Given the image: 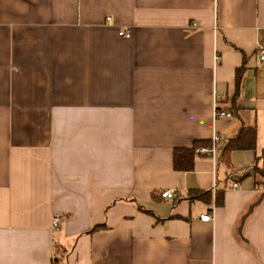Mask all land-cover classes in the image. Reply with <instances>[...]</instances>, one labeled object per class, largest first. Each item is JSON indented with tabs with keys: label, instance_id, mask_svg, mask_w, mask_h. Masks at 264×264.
I'll return each instance as SVG.
<instances>
[{
	"label": "crops",
	"instance_id": "crops-1",
	"mask_svg": "<svg viewBox=\"0 0 264 264\" xmlns=\"http://www.w3.org/2000/svg\"><path fill=\"white\" fill-rule=\"evenodd\" d=\"M259 47L264 0H0V264H264Z\"/></svg>",
	"mask_w": 264,
	"mask_h": 264
},
{
	"label": "trees",
	"instance_id": "trees-1",
	"mask_svg": "<svg viewBox=\"0 0 264 264\" xmlns=\"http://www.w3.org/2000/svg\"><path fill=\"white\" fill-rule=\"evenodd\" d=\"M245 69L241 67L236 70L235 73V93L236 97L239 95V91L244 79ZM216 111H221L218 108ZM256 128L252 126H240L236 133L227 141L220 151V162L228 166L230 156L235 151L242 150H255ZM211 141L208 142H195L189 149H175L173 154V168L176 171L188 172L193 169L194 158L199 155L196 153L197 149L210 148ZM209 157V156H208ZM260 164V166H259ZM254 178L255 187L261 190L262 195L260 200L264 199V150L255 159L254 166ZM205 194L190 193L189 199H195L204 196ZM52 264H58V261L53 260Z\"/></svg>",
	"mask_w": 264,
	"mask_h": 264
},
{
	"label": "built area",
	"instance_id": "built-area-1",
	"mask_svg": "<svg viewBox=\"0 0 264 264\" xmlns=\"http://www.w3.org/2000/svg\"><path fill=\"white\" fill-rule=\"evenodd\" d=\"M107 21H110L109 18H107ZM194 26V25H192ZM126 38H129V34H125L124 35ZM258 55H259V61H260V65L262 68H264V48L263 47H259L258 49ZM215 60L218 59V57L215 55ZM229 117L230 114L228 113H225L223 111H216L215 110V118H220V117ZM219 144H220V139L219 137L217 136H214L212 141H211V147L210 148H201V149H197L196 150V153L199 154V155H206V156H214L216 151L219 150ZM232 189L233 190H236L238 189V186L236 184H233L232 185ZM159 197L161 199H164V200H173L175 197H176V194H175V191L173 190H164V191H161L159 193ZM63 215L61 214H55L52 218V228L54 230H58L63 222ZM200 220L202 221H205V222H210L213 220V217L211 214H207V215H202L200 217Z\"/></svg>",
	"mask_w": 264,
	"mask_h": 264
}]
</instances>
